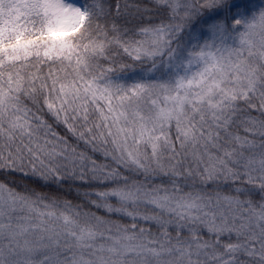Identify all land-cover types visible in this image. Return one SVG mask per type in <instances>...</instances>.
I'll use <instances>...</instances> for the list:
<instances>
[{"label":"snow or ice","instance_id":"obj_1","mask_svg":"<svg viewBox=\"0 0 264 264\" xmlns=\"http://www.w3.org/2000/svg\"><path fill=\"white\" fill-rule=\"evenodd\" d=\"M0 264H264V0H0Z\"/></svg>","mask_w":264,"mask_h":264}]
</instances>
